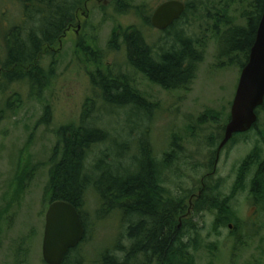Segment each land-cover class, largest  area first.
I'll list each match as a JSON object with an SVG mask.
<instances>
[{
    "label": "rangeland",
    "instance_id": "1",
    "mask_svg": "<svg viewBox=\"0 0 264 264\" xmlns=\"http://www.w3.org/2000/svg\"><path fill=\"white\" fill-rule=\"evenodd\" d=\"M162 1L89 0L78 13L81 28L77 33L73 25L61 40L39 55L37 63L45 77L41 87L30 91L24 81L3 79L4 32L20 21L23 6L18 0H0V264H46L41 246L57 131L78 123L89 97L96 99L94 107L102 105L89 77L96 67L103 70L104 66L117 75L131 77L143 96L157 103L149 132L153 153L156 161L163 164L166 186L171 192L185 196L183 217L177 223L181 239L197 241L189 250L188 261L180 257L179 263L264 264V214L248 203V187L257 168L249 169L250 176L243 179L241 188L235 186L240 163L252 150L258 151L264 172V107L257 114L253 129L235 136L216 158L217 143L208 140L212 137L211 141H216L215 137L228 122L242 68L217 57L219 36L213 33V24L222 29L228 26L225 22L244 25L242 13L248 9L250 0H186L191 4V12L177 26L202 42L203 58L195 78L185 89H164L129 66L119 36L121 30L138 26L150 45L160 47L173 39V31H159L144 21L145 16L149 20L152 10ZM111 39L115 41V49L109 46ZM83 48L93 54L92 61ZM107 111L111 113L106 114ZM103 118L110 120L109 132L119 138L117 152L126 155L122 146L128 138L136 136L138 122L144 118L136 111L114 114L112 109H103L99 119ZM172 141L182 150L171 148ZM98 151V146L90 151L89 161L99 155ZM168 152L172 155L169 161L176 160L172 165L164 159ZM214 158L216 166L211 174ZM121 162L128 166L129 157L126 155ZM207 173L218 186V202L226 197L225 203L237 212V230L227 226L215 228L216 209L194 210V200ZM100 208V203L90 195L84 206L87 235L77 258L81 264H103L108 253L118 263L125 262L123 250L130 244L125 236L126 222L117 209L103 208L97 212ZM235 237L238 241L233 247L229 240L219 245ZM139 260L140 257L124 264H138Z\"/></svg>",
    "mask_w": 264,
    "mask_h": 264
},
{
    "label": "trees",
    "instance_id": "2",
    "mask_svg": "<svg viewBox=\"0 0 264 264\" xmlns=\"http://www.w3.org/2000/svg\"><path fill=\"white\" fill-rule=\"evenodd\" d=\"M18 1L23 6L25 15L34 17L28 22H17L5 30V57L1 68L6 82L24 81L32 91L42 86L45 77L43 69L36 65V54L41 55L45 48L58 41L65 20L69 16L74 20L75 10L82 7L87 0ZM263 5L264 0H250L248 9L242 13L244 25L225 22L228 26L222 29V26L214 22L213 33L219 36L217 57L224 58V63L236 64L240 68L246 63ZM144 21L150 24L147 16ZM179 24L178 22L175 25ZM185 30L180 28L178 32H174L173 39L167 41L166 46L162 44L160 47L150 45L138 26L121 30L119 36L126 49L129 66L164 89L187 88L195 78L198 64L203 58V46L202 42L188 35ZM114 37L113 35L112 39ZM112 39L109 46L115 49V41ZM83 50H87V56L92 61L94 57L89 49ZM94 70L90 73V86L94 94L102 99V105L94 107L96 99L89 97L83 104L78 123L58 129L47 183L49 202L57 199L70 202L78 209L85 224L84 206L90 195L100 203L101 208L97 212L103 208L119 211L122 220L126 222V235L134 238L135 244L124 250L125 262L118 263L112 255L106 253L103 264L128 263L137 258L140 252L138 264H148L152 257L157 258L159 264L161 261L162 264H180V257L188 261L186 258L190 255L189 250L196 246V240L193 243L184 242L177 224L178 218L183 217L185 196L171 192L168 186H160V182H163L159 174L162 170L161 161H156L150 142V124L157 103L145 98L131 77L117 75L106 66L103 70L101 67ZM263 107L264 102L257 108V114ZM101 109H112L114 114L124 110L136 111L144 118L138 122L141 128L137 127L135 130L136 136L131 140L128 138L127 144L122 146L127 150L128 166L121 162L126 155L117 152L118 136L111 134L107 128L110 120L99 119ZM109 113L111 112H106ZM48 117L47 114L45 121ZM211 119H214L213 115ZM222 134L223 132L218 133L216 141H211L212 137L208 140L213 144L218 143ZM96 146L100 149L99 155L89 161V153ZM171 148L182 150L173 141ZM111 156V160H107ZM259 156L258 151L252 150L242 159L235 186L241 188L243 179L250 176L249 169L255 166L257 173L248 189L255 202L262 200L264 203V172ZM171 157L168 152L164 159L171 163L174 160L173 158L169 161ZM206 180L208 178L194 200V210L216 207L218 219L234 218L229 205L225 204L226 198L218 202L217 197H214L216 192L209 187ZM79 256L77 248L71 249L61 264H81V259L77 258Z\"/></svg>",
    "mask_w": 264,
    "mask_h": 264
},
{
    "label": "water",
    "instance_id": "3",
    "mask_svg": "<svg viewBox=\"0 0 264 264\" xmlns=\"http://www.w3.org/2000/svg\"><path fill=\"white\" fill-rule=\"evenodd\" d=\"M185 8L181 0L160 3L151 15V24L159 30L178 19ZM264 102V5L248 59L242 66L228 122L217 147L220 149L233 134L250 130L257 121L256 109ZM42 259L46 264H61L67 252L83 239L85 228L77 208L62 199L51 201L45 212Z\"/></svg>",
    "mask_w": 264,
    "mask_h": 264
},
{
    "label": "flooded vegetation",
    "instance_id": "4",
    "mask_svg": "<svg viewBox=\"0 0 264 264\" xmlns=\"http://www.w3.org/2000/svg\"><path fill=\"white\" fill-rule=\"evenodd\" d=\"M88 1L89 0H87V1H85L84 2V4H83V6L82 7H78L76 10H75V12H74V20H72V18H71V16H69L68 17V20H65V23H64V29H63V31H62V34H61V36L58 38V40H61L63 37H64V35L67 33V32H69L72 28H73V25L75 26V30H76V33H77V31L81 28V22H80V20H78V13H80L82 10V8L88 3ZM93 1H95V0H93ZM164 1H166V0H164ZM164 1H162V2H164ZM181 1H183V3L185 4V8H184V10H183V12L181 13V15H180V17L178 18V19H176L172 24H170L167 28H165V29H163V30H159V29H157V30H159V31H166V32H169V31H173V32H178L179 31V29H178V26H176L175 24L176 23H178L179 21H181V19L182 18H184V16L190 11L191 12V4L188 2V1H186V0H181ZM162 2H160V3H162ZM160 3H158V5L160 4ZM189 3V7L187 8V4ZM157 5V6H158ZM156 6V7H157ZM155 7V8H156ZM154 8V9H155ZM154 9L152 10V13H153V11H154ZM152 13H151V15H152ZM151 15H150V18H151ZM33 17H34V15H32V17L30 16H27V15H25V13H24V10H22V16L20 17L21 19H20V24L21 23H23L24 21H27L28 22V20H31V19H33ZM149 18V23H150V25L152 26V24H151V19ZM153 27V26H152ZM153 28H155V27H153ZM156 29V28H155ZM171 29V30H170ZM145 37V36H144ZM146 39V38H145ZM83 50V49H82ZM84 52H86V55H87V50H83ZM37 56H36V60H38V54H36ZM36 65L38 66V63L36 62ZM225 128V127H224ZM253 129V127L250 129V130H252ZM250 130H248V131H246V132H242V133H236V134H233V136H232V138L228 141V142H230L235 136H238V135H243V134H245V133H248ZM223 133H224V129H223ZM222 137H223V134H222ZM222 139V138H221ZM221 139H220V141H221ZM219 141V142H220ZM219 142L217 143V147H218V144H219ZM228 142H227V144H228ZM227 144H225L221 149H220V151L222 150V149H224V147L227 145ZM217 147H216V151H215V158H216V155H217ZM215 158H214V163H213V168H212V171L211 172H209V173H211V174H213L214 173V171H215ZM162 164V163H161ZM160 164V167H161V173H159L160 174V177H161V179L163 180V182H160L161 184H160V186H164V187H166V184H165V174H164V170H163V164L161 165ZM215 165V166H214ZM207 175H208V173H207ZM205 176L204 178H203V180H202V186L201 187H203V185H204V182H205V179L206 178H208V180H206L207 182H208V185H209V187L211 188V189H213V191H215L216 192V194L214 195V197H217V194L219 193V189H218V186L217 185H215V184H213V181H211L210 179H209V175L208 176ZM264 176V175H263ZM252 177H254V176H252ZM237 178H238V174H237ZM251 178V177H250ZM252 182V179H251V181H250V183ZM218 198V197H217ZM226 198V197H225ZM225 198H223V199H225ZM248 203L249 204H252L251 206H253L255 209H256V211L257 212H259V213H263L264 214V203L262 202V200L261 201H259V202H257V200H256V202H255V199H254V197H253V195L251 194V193H249V189H248ZM216 200H218V199H216ZM225 204H227V205H229V209H230V211L232 212V215H233V217L234 218H231V219H225V220H220V219H218V210H217V208L216 207H213V209H216L217 210V213H215V219H214V224H215V228H218V227H222V226H227L228 228H230V229H234V230H237L238 228V220H239V218H238V215H237V212L230 206V204H228V203H225ZM78 210V209H77ZM79 212V211H78ZM79 215H80V218H81V221H82V224H83V226H84V228H85V234H84V237H83V239L78 243V245L77 246H75L74 248H77V251L80 253V251H79V248H80V246L82 245V242L85 240V237H86V235H87V224H85L84 223V221H83V219H82V217H81V214L79 213ZM181 218H179L178 220H180ZM133 222H135V220L133 219L132 220ZM146 221H150L149 219H146ZM253 224V223H252ZM129 225V224H128ZM178 227H179V225H178ZM233 230V231H234ZM237 232V231H236ZM234 235V234H233ZM125 236L127 237V239H128V242H130V244H129V247L130 246H134V244H135V241H134V238H130V237H128L126 234H125ZM195 240V239H194ZM226 240H229V241H231L232 242V247H233V245H234V242H237L238 241V238L237 237H235L234 239L233 238H227V239H225L224 241H222L221 242V244H219L220 246H222V244H224L225 242H226ZM196 245H197V241H196ZM217 245L218 244H215V246H214V248L215 249H217ZM232 247H231V249H232ZM74 248H72V249H74ZM71 250V249H70ZM69 250V251H70ZM124 251V250H123ZM81 254V253H80ZM140 254H141V252L139 253V254H137V258H139L140 257ZM137 258H134V259H131L130 261H132V260H134V261H136L137 260ZM217 258V257H216ZM148 264H159V262L157 261V258H155V257H152L150 260H149V262H148ZM160 264H162V261L160 262Z\"/></svg>",
    "mask_w": 264,
    "mask_h": 264
}]
</instances>
